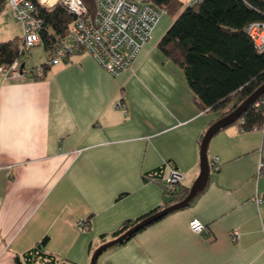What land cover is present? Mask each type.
I'll return each instance as SVG.
<instances>
[{"label": "crops", "instance_id": "1", "mask_svg": "<svg viewBox=\"0 0 264 264\" xmlns=\"http://www.w3.org/2000/svg\"><path fill=\"white\" fill-rule=\"evenodd\" d=\"M164 15L116 75L87 52L41 78L30 73L40 67L24 63L20 76L0 74V264H17L42 240L59 262L89 264L125 221L166 207V162L184 186L198 176L201 138L220 111L200 107L182 67L158 48L175 19ZM234 124L208 142L218 170L210 166L205 189L96 264H264V207L255 199L261 133ZM193 219L205 230L192 232Z\"/></svg>", "mask_w": 264, "mask_h": 264}, {"label": "trees", "instance_id": "2", "mask_svg": "<svg viewBox=\"0 0 264 264\" xmlns=\"http://www.w3.org/2000/svg\"><path fill=\"white\" fill-rule=\"evenodd\" d=\"M35 6V15L41 22L39 30L45 51L52 52L64 42L73 15L56 3L53 8L45 7L37 0H30ZM156 5L164 4L167 13L181 12L167 28L158 42V48L166 58L180 65L188 84L203 109L219 110L218 118L236 108L259 85L264 82V50L258 52L252 40L244 31L254 21L264 22V0H202L184 6L180 0H151ZM89 11L94 9L93 0H84ZM6 7V0H0V12ZM22 36L0 40V67L9 66L20 56ZM50 65L41 64L43 77ZM34 74V75H33ZM264 99V94L259 98ZM217 118V119H218ZM243 120L244 131L259 126L264 119V107L251 104L233 123ZM216 119V120H217ZM189 187L178 184L174 192L164 195L165 206L182 200ZM152 211L125 221L113 233L116 237L139 220L160 210ZM133 236V235H132ZM45 240L35 245L22 257H15L17 264H35L39 259L47 264H66L57 257L43 251Z\"/></svg>", "mask_w": 264, "mask_h": 264}, {"label": "built area", "instance_id": "3", "mask_svg": "<svg viewBox=\"0 0 264 264\" xmlns=\"http://www.w3.org/2000/svg\"><path fill=\"white\" fill-rule=\"evenodd\" d=\"M37 1L41 4L40 0ZM199 1L202 0H187L184 6ZM82 2L87 11L77 14L71 10V0H57V3L62 4L74 18L68 26L64 42L49 52L46 60L48 65L58 61H67L75 53L87 52L108 73L116 75L131 67L140 48L151 37L159 18L167 13L166 5H156L151 0H93L92 12L89 11L84 0ZM6 5L9 7L11 16L22 27L20 55L28 54V50L33 46H43L39 33L41 22L35 15L33 3L30 0H6ZM41 5L48 7L47 4ZM244 31L257 51L262 52L264 50V22H250L245 26ZM21 72L22 67L18 59L9 66L0 67L3 79L20 76ZM252 104L255 107H264V99H257ZM242 122V118L238 120L240 131H244L239 125ZM252 130L261 133L255 178L263 179V189L256 194L255 199L258 205L264 207V119ZM209 164L213 170H218V157H212ZM164 166L166 173L162 185L163 190L168 194L174 192L178 184L182 183L183 175L170 162H166ZM193 221L199 220L190 221L189 227L192 232L200 233L205 230L202 222L199 221L198 224L193 225ZM230 236L236 240L239 236L238 230H233Z\"/></svg>", "mask_w": 264, "mask_h": 264}, {"label": "water", "instance_id": "4", "mask_svg": "<svg viewBox=\"0 0 264 264\" xmlns=\"http://www.w3.org/2000/svg\"><path fill=\"white\" fill-rule=\"evenodd\" d=\"M21 67H23V65H21ZM262 94H264V82L261 85H259L248 97H246L236 108H234L232 111L225 114L224 116L218 118L209 125V127L206 129L205 133L203 134L200 142L199 174L196 177V179L193 181V183L190 185L187 195L182 200L172 203L166 207H163L162 209L156 211L155 213L139 220L137 223H135L133 226L128 228L120 235L114 237L110 241L101 244L92 253L89 264H96L98 257L105 250L117 244L123 243L124 241L128 240L132 235H134L136 232L146 227L150 223L160 219L161 217L172 211L188 206L196 198V196L205 189L210 178V165L207 156V147L209 140L214 134H216L222 128L231 125L235 120H237L245 112V110Z\"/></svg>", "mask_w": 264, "mask_h": 264}, {"label": "rangeland", "instance_id": "5", "mask_svg": "<svg viewBox=\"0 0 264 264\" xmlns=\"http://www.w3.org/2000/svg\"><path fill=\"white\" fill-rule=\"evenodd\" d=\"M183 5L186 4L187 0H180ZM182 8L179 9L178 12L175 14L173 13H166L164 15V18L167 20H173L180 12ZM167 30V29H166ZM23 31L21 24L16 21L10 13L9 7L6 5V8L0 14V40H7L10 39L14 36H22ZM66 42L68 40L66 39ZM48 52L45 51L43 46L41 45H36L31 47L28 50V54L25 53L23 55H20L18 58L19 63H24L25 68L29 67H40L41 64L45 63L47 57H48ZM234 124V123H232ZM235 125V124H234Z\"/></svg>", "mask_w": 264, "mask_h": 264}, {"label": "clouds", "instance_id": "6", "mask_svg": "<svg viewBox=\"0 0 264 264\" xmlns=\"http://www.w3.org/2000/svg\"><path fill=\"white\" fill-rule=\"evenodd\" d=\"M40 3L47 4L49 8H53L55 4L57 3V0H40ZM71 10L76 12L77 14L87 11V9L83 7L82 0H71ZM198 223L199 221H193V225H196Z\"/></svg>", "mask_w": 264, "mask_h": 264}]
</instances>
